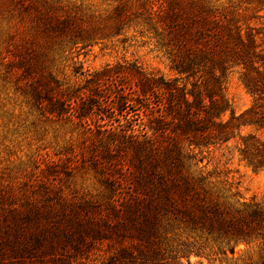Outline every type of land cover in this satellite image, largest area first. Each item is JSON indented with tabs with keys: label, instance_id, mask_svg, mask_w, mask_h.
I'll use <instances>...</instances> for the list:
<instances>
[{
	"label": "trees",
	"instance_id": "trees-1",
	"mask_svg": "<svg viewBox=\"0 0 264 264\" xmlns=\"http://www.w3.org/2000/svg\"><path fill=\"white\" fill-rule=\"evenodd\" d=\"M0 10L12 31L7 66L43 117L79 129L82 156L71 152L68 169L92 170L99 182L84 190L45 168L14 194L0 180V264L228 262L240 245L257 255L242 264H264V206L236 200L230 170L200 166L205 153L237 143L240 161L264 171V33L252 25L264 0H114L103 11L0 0ZM134 37L176 77L135 63L107 66L83 85L61 77L65 68L83 75L81 57L94 47ZM236 71L254 98L240 115L226 95Z\"/></svg>",
	"mask_w": 264,
	"mask_h": 264
},
{
	"label": "rangeland",
	"instance_id": "rangeland-1",
	"mask_svg": "<svg viewBox=\"0 0 264 264\" xmlns=\"http://www.w3.org/2000/svg\"><path fill=\"white\" fill-rule=\"evenodd\" d=\"M86 7L103 11L114 4V0H63ZM219 5L242 4L248 5L250 0H213ZM246 2V4H244ZM253 26L261 28L264 33V13L259 19L253 20ZM9 21H6L0 10V180L11 187L14 194L23 191L28 183L34 186L36 175L41 169L53 168L60 171V181H72V184L84 190L93 191L99 186L98 179L92 170L87 175H72L69 168L71 152L73 156L81 155L79 148L81 136L79 129L64 121H55L43 117L37 110L31 98L24 92L25 89L16 79V71H10L7 60H4L3 49L6 36L11 33ZM134 33L131 32L130 36ZM263 36L260 39L264 40ZM84 63L83 75H75L72 69L65 68L62 78L72 86L83 85L90 74L100 71L107 66L135 63L150 73H160L167 78H175L168 61L150 44H144L139 37H134L126 45L108 44L99 45L82 56ZM63 69V67L61 68ZM233 111L240 115L254 103V98L244 87L240 72L236 71L229 80L226 89ZM229 117V114H228ZM243 134L256 133L254 128H244ZM262 134V133H258ZM264 137V134L262 135ZM78 143V144H76ZM73 145V147H72ZM77 145V146H74ZM233 147L213 150L204 154V161L200 165L207 172L226 173L230 170L229 182L239 192L236 200L242 202H257L264 206V171L254 173L239 159V154ZM82 156V155H81ZM54 166V167H53ZM224 179V178H223ZM68 183V182H67ZM237 188V190H236ZM257 258L255 252L248 250L244 245L237 248L235 257L229 255V261H214L192 257L191 264H242V259ZM182 264H189L183 261Z\"/></svg>",
	"mask_w": 264,
	"mask_h": 264
}]
</instances>
